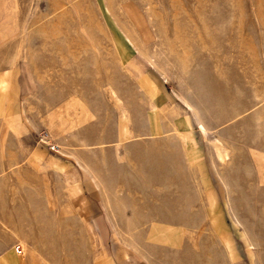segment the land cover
I'll use <instances>...</instances> for the list:
<instances>
[{"label": "rangeland", "instance_id": "obj_1", "mask_svg": "<svg viewBox=\"0 0 264 264\" xmlns=\"http://www.w3.org/2000/svg\"><path fill=\"white\" fill-rule=\"evenodd\" d=\"M0 5L13 36L0 51V264H264V0ZM52 141L76 150L67 166H83L88 141L156 146L135 152L136 198L93 200L124 223L76 212L42 156ZM150 223L184 230L166 247Z\"/></svg>", "mask_w": 264, "mask_h": 264}, {"label": "crops", "instance_id": "obj_2", "mask_svg": "<svg viewBox=\"0 0 264 264\" xmlns=\"http://www.w3.org/2000/svg\"><path fill=\"white\" fill-rule=\"evenodd\" d=\"M2 1V0H0ZM6 1V0H4ZM1 6V5H0ZM12 19L11 16L0 15V51L4 49V47L9 43V40L13 37L12 36ZM10 80L7 76L2 77L0 76V84L4 82L5 86L9 85ZM1 87V85H0ZM7 90L1 91V97L5 96L2 101L0 102V110H6L7 106ZM3 105V106H2ZM5 117L2 118L4 123L10 125V130L12 127L13 117L11 115H4ZM75 121V120H74ZM53 122V131L54 134L57 132L56 129H62L69 126L70 121L66 118H54ZM39 127V126H38ZM151 129V128H150ZM176 129L180 133H184V129L177 126ZM47 132V131H46ZM11 135V131L8 133ZM70 133L63 132L59 133V135H68ZM146 134H153V131H148ZM55 145V150H49V153L41 151L42 149L35 148L36 155L39 153H43V157L50 158L55 160V165L52 166L53 171L60 174V179L63 184H67V193L69 203L76 209V212L83 214L87 220L95 219L96 217L105 218L104 220L110 221L111 223L116 222L117 224H122L123 220L127 216V213L124 214L116 213L109 215L107 212L101 208H91L93 205V200L98 199H121V198H136L137 194H134L133 188L124 187V184L136 183L139 179L138 176L142 170V163L141 161V154H136L135 152H140L141 150L146 151H155L156 146H141L139 143L135 142H128V143H102V142H94L88 141L81 143L86 148H84L85 157L83 159V166L80 162V159L77 158L74 164L67 166L64 165V160L73 149L61 147L57 142L52 141ZM79 144V143H76ZM76 144H71L72 146ZM187 145V144H186ZM69 146V145H68ZM142 147V148H141ZM63 151L68 154H62ZM76 151V150H73ZM180 151L183 152V158L179 159V162L176 164L179 165L184 170V178L181 180L184 183L188 184L191 182L192 175H187L190 172V169L193 167L190 163H188L187 157H184L185 149L182 147ZM188 151V149H186ZM58 158V159H57ZM146 161L151 162V159H145ZM71 161V160H69ZM155 160L151 163V167H157L155 164ZM172 168H173V161ZM196 166V165H194ZM83 168V170L81 168ZM149 167L148 165L144 168ZM60 168H62L60 170ZM59 169V170H57ZM147 171V170H146ZM145 171V172H146ZM173 181H178L177 178L173 179ZM172 181V182H173ZM193 181V179H192ZM140 198V196H139ZM73 201L78 202V206L74 204ZM95 205L96 202H95ZM102 206V204H100ZM104 213V214H103ZM135 217H132V221ZM125 222V221H124ZM123 222V223H124ZM130 223V222H129ZM170 226H157L155 224H148L147 230L152 233L151 237L156 238L162 242L161 244L165 245L166 247L172 246L174 243L178 241V235L181 231L184 230V225L170 223ZM140 225H132L129 229L135 230L139 229ZM168 229L166 232L163 229ZM144 229V228H143ZM155 229H157V233L163 237H156ZM167 233V234H166ZM168 235V236H167ZM154 242V241H153ZM174 246V245H173Z\"/></svg>", "mask_w": 264, "mask_h": 264}, {"label": "built area", "instance_id": "obj_3", "mask_svg": "<svg viewBox=\"0 0 264 264\" xmlns=\"http://www.w3.org/2000/svg\"><path fill=\"white\" fill-rule=\"evenodd\" d=\"M51 148H54V146H51Z\"/></svg>", "mask_w": 264, "mask_h": 264}]
</instances>
